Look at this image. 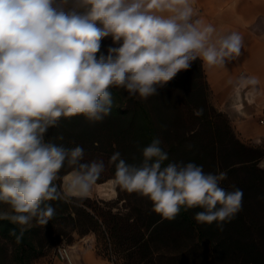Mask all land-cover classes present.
I'll return each instance as SVG.
<instances>
[{"label":"clouds","instance_id":"obj_1","mask_svg":"<svg viewBox=\"0 0 264 264\" xmlns=\"http://www.w3.org/2000/svg\"><path fill=\"white\" fill-rule=\"evenodd\" d=\"M194 4L0 0V204L8 206L0 219L20 226L18 235L12 233L17 243L33 220L46 224L53 217L47 202L87 197L105 171L103 160L85 162L81 146L46 140L50 128L77 116L103 121L113 108V88L146 100L197 59L211 68L242 55L244 38L220 34L194 18ZM106 38L112 43L105 54ZM194 114L202 116L203 109ZM161 144L155 137L143 147L139 165L114 152L108 163L114 165L115 183L147 199L162 219L200 208L194 215L198 223L215 222L223 230L242 210L243 190L220 186L226 171L169 161ZM66 166L70 171L61 177Z\"/></svg>","mask_w":264,"mask_h":264},{"label":"trees","instance_id":"obj_2","mask_svg":"<svg viewBox=\"0 0 264 264\" xmlns=\"http://www.w3.org/2000/svg\"><path fill=\"white\" fill-rule=\"evenodd\" d=\"M111 43V38H106L101 51L106 54ZM111 91L113 108L103 121L89 122L82 116L61 119L58 126L48 130L45 139L67 148L79 145L84 149V158L92 150L119 151L129 164L139 165L141 149L159 137L169 161L194 162L202 165L205 172L226 171L227 179L220 186L227 191H232L233 186L243 190L242 210L224 223L223 230L215 222L198 223L194 215L202 211L200 208L181 209L169 221L154 213L147 199L135 193L125 197L118 185L117 200L97 201L108 206V210L91 206L94 200L90 197H71L89 202L90 210L68 204L64 199L47 202L55 214L43 228L66 213L71 229L81 235L88 230L106 232L113 241L112 251L115 246L125 252L121 264H264V167L260 166L264 148L242 142L226 114L210 102L202 61H194L190 69L178 73L158 89V95L146 100L130 98L123 89ZM197 109H203L202 116L194 114ZM59 136L63 140L57 139ZM69 171L66 166L60 175ZM119 200L132 203L128 205L132 214L113 212ZM57 202L65 206L60 212L55 207ZM25 228L22 241L17 243L12 233L18 235L20 226L0 219V239L16 244L21 261L29 264L27 255L39 253L43 242L37 244L32 238L35 233L40 239L36 226Z\"/></svg>","mask_w":264,"mask_h":264},{"label":"crops","instance_id":"obj_3","mask_svg":"<svg viewBox=\"0 0 264 264\" xmlns=\"http://www.w3.org/2000/svg\"><path fill=\"white\" fill-rule=\"evenodd\" d=\"M194 9V18L212 24L218 33L238 32L244 38L239 58L222 67L202 64L210 102L226 114L242 142L264 148V0H195ZM251 78L257 82L249 83ZM88 196L116 200L117 184L96 182ZM93 243L89 238L68 245L69 261L55 257L53 264H121Z\"/></svg>","mask_w":264,"mask_h":264},{"label":"rangeland","instance_id":"obj_4","mask_svg":"<svg viewBox=\"0 0 264 264\" xmlns=\"http://www.w3.org/2000/svg\"><path fill=\"white\" fill-rule=\"evenodd\" d=\"M226 120V119H225ZM221 125L225 127V121L221 122ZM234 131V129H232ZM112 153H102V151L92 150L89 153V156L87 158H84L85 162H89L92 160H103L105 163V171L100 177V181H111L114 180V172L115 168L114 165H109L108 161L111 157ZM63 177V176H61ZM59 183V181H58ZM118 186V184H117ZM123 195L125 197H130L131 193L127 192L126 190L122 189ZM90 197V196H87ZM92 200L91 206L93 207H100L103 210H108V206H106L103 203H98L99 200L96 197H90ZM68 204L76 205L79 208L90 210V204L89 202L84 203L83 201H75L70 198L64 199ZM96 200V201H95ZM117 200V199H116ZM111 202V200H106ZM129 206H132V203L126 200H119V202L115 205L113 208L114 213H121V214H132V211L128 208ZM89 206V207H87ZM55 207L60 212L65 206L62 203L57 202L55 204ZM8 206L0 204V211L7 210ZM92 208V207H91ZM98 213V210L96 211ZM65 213L64 217H61L54 221L53 223H50L49 226H47V229L49 233H46L43 226L45 224H39L35 220L32 221L31 224L37 227L38 232L40 231L41 236L40 239L38 236L33 235V239L35 242L37 241L39 244L41 241L43 242V247L40 249L39 253H29L27 255L29 264H53V260L56 257L55 254V248L58 245H68L74 244L75 242L81 241V240H87V239H94V245L100 251L101 253L110 256L114 261L116 262H123L124 257V251L116 248L114 245L112 251V242L109 240L107 233H102L99 229H97V233L93 231H86L84 235L79 234L76 231H73L71 229V219L66 216ZM41 240V241H40ZM85 242V241H82ZM90 241H87L89 243ZM17 247L16 244H12L10 241H6L5 239H0V264H24L21 261L20 256L17 254Z\"/></svg>","mask_w":264,"mask_h":264},{"label":"built area","instance_id":"obj_5","mask_svg":"<svg viewBox=\"0 0 264 264\" xmlns=\"http://www.w3.org/2000/svg\"><path fill=\"white\" fill-rule=\"evenodd\" d=\"M55 254L57 258L69 261L68 249L66 245H58L55 248Z\"/></svg>","mask_w":264,"mask_h":264}]
</instances>
